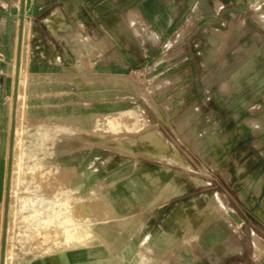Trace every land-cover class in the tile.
<instances>
[{
	"label": "rangeland",
	"instance_id": "374dc122",
	"mask_svg": "<svg viewBox=\"0 0 264 264\" xmlns=\"http://www.w3.org/2000/svg\"><path fill=\"white\" fill-rule=\"evenodd\" d=\"M0 29V264H264V0H0ZM60 203L87 246L40 245Z\"/></svg>",
	"mask_w": 264,
	"mask_h": 264
},
{
	"label": "bare ground",
	"instance_id": "6f19581e",
	"mask_svg": "<svg viewBox=\"0 0 264 264\" xmlns=\"http://www.w3.org/2000/svg\"><path fill=\"white\" fill-rule=\"evenodd\" d=\"M218 32V31H217ZM22 34H23V27H22V30H21V45H20V57H21V49H22ZM24 44V43H23ZM23 52V51H22ZM22 58V57H21ZM19 72H18V89H17V98H16V112L18 111L17 108H18V100L20 98V93H19V89H20V61H19ZM15 69H16V66L14 67V84H13V93L14 94V85H15ZM229 86V85H227ZM12 110H13V106L11 107V117H12ZM129 116V114H128ZM259 123V122H258ZM110 124L112 126H117L118 125V122L115 120V119H110ZM257 125V124H256ZM255 126V124H254ZM259 126V125H258ZM258 129V128H256ZM16 128L14 127V131H13V145H12V154H11V174L14 172V170H12V160H13V150L15 148V144H16ZM156 131V130H155ZM152 136H153V140L155 141H160L163 145H165V148L163 147V149H157L159 152H162L164 155L167 154L168 152H170V147L169 145L164 141V139L159 136L156 132H151ZM173 155L174 157L176 158H180V155L175 151L173 150ZM14 162V160H13ZM14 164V163H13ZM13 171V172H12ZM10 174V175H11ZM14 176V175H13ZM41 178H43V176L41 175ZM12 179V178H11ZM12 183V182H11ZM50 184V183H49ZM51 185V184H50ZM49 185V186H50ZM12 187V185H11ZM51 187V186H50ZM11 190V189H10ZM17 196V195H16ZM216 199V198H215ZM49 200V199H48ZM221 205V204H220ZM216 206V205H215ZM217 206H219L217 204ZM216 206V207H217ZM60 209L58 211H55L54 213L50 210V211H46L45 213H41V211H35V215L37 216V218H41V222H42V225H43V229L41 230L40 228V231L38 234H36V236L38 238H40V245L41 246H46L47 242L52 240L54 235H52V233L48 232L49 230L47 229L48 227L50 226H54V225H65L64 226V238H65V241L66 243H71V241H73L74 243L76 241L78 242H81L80 246L82 247H85L87 246L89 243H91L92 239L94 236L93 234L91 233V231H88V228H84L83 225H81V223L79 222V220L77 219H73L72 217L74 215H72L71 217V211L69 212L68 210V204L67 203H60ZM71 207V205H70ZM9 209V208H8ZM80 210V209H79ZM205 215V213L203 212L202 214H200L198 216V219L199 218H203V216ZM77 216V215H76ZM77 218V217H76ZM106 219V218H105ZM87 222L89 221V219L87 218L86 219ZM85 220V221H86ZM204 221V220H203ZM40 224V223H39ZM87 224V223H86ZM89 224V223H88ZM67 225L69 227H67ZM8 226V225H7ZM37 227V226H35ZM61 227V226H60ZM88 227V226H87ZM8 228V227H7ZM39 229H36V230H39ZM61 231V230H60ZM9 232V231H8ZM59 232V231H58ZM63 233V232H62ZM61 233V234H62ZM58 234V233H57ZM60 233L58 235H61ZM7 236V235H6ZM60 237V236H59ZM98 237L100 238V236L98 235ZM37 238V239H38ZM61 238V237H60ZM10 240V239H9ZM56 240V239H55ZM60 241V240H59ZM38 242V241H37ZM56 242V241H55ZM61 242V241H60ZM77 243V242H76ZM104 243V242H103ZM49 244V243H48ZM47 244V245H48ZM57 244V243H56ZM38 245V244H37ZM39 245V247H40ZM60 245V243H59ZM58 245V246H59ZM62 245V244H61ZM67 245V244H66ZM103 245V244H102ZM55 246V245H54ZM77 245H75L74 247H76ZM8 247V246H7ZM37 247V246H35ZM49 247V246H48ZM53 247V246H52ZM51 248V247H50ZM60 248V247H59ZM59 248H57L56 250H58ZM73 248V247H72ZM9 249V248H8ZM7 249V250H8ZM37 249H40V248H37ZM41 249H44L41 247ZM6 250L5 254H4V264H7V260L8 258L11 256L9 254L11 253H8V251ZM46 250V249H44ZM49 250V248H48ZM53 250V249H52ZM42 251V250H41ZM47 251V250H46ZM54 251V250H53ZM40 253V252H39ZM44 253V252H43ZM41 254V253H40ZM48 254V253H47ZM39 257V256H38ZM11 258V257H10ZM10 261V259L8 260V262Z\"/></svg>",
	"mask_w": 264,
	"mask_h": 264
},
{
	"label": "crops",
	"instance_id": "0c3cea01",
	"mask_svg": "<svg viewBox=\"0 0 264 264\" xmlns=\"http://www.w3.org/2000/svg\"><path fill=\"white\" fill-rule=\"evenodd\" d=\"M7 14V13H6ZM9 19V17H7ZM0 32L2 33V37L0 38V60L2 57H4V53L6 52V47L9 45V40L12 37V31L11 29H8V32L3 29V31L0 29ZM150 207H146L145 209H149ZM150 213L147 212L146 215H149ZM64 260H66L64 262ZM29 264V263H27ZM30 264H47V263H39V262H33ZM49 264H86V250H73L70 253L63 256H57V258L52 261Z\"/></svg>",
	"mask_w": 264,
	"mask_h": 264
},
{
	"label": "water",
	"instance_id": "95a60500",
	"mask_svg": "<svg viewBox=\"0 0 264 264\" xmlns=\"http://www.w3.org/2000/svg\"><path fill=\"white\" fill-rule=\"evenodd\" d=\"M23 1V0H22ZM20 45H21V32L18 38V52L16 57V69H15V85H14V94H13V110H12V118H11V142H10V150L8 154V178H7V188L9 185V177H10V166H11V154H12V135L14 131V122H15V115H16V98H17V89H18V72H19V61H20ZM7 212H8V205L5 206L4 211V226L6 224L7 219ZM1 264H3V256L1 258Z\"/></svg>",
	"mask_w": 264,
	"mask_h": 264
}]
</instances>
